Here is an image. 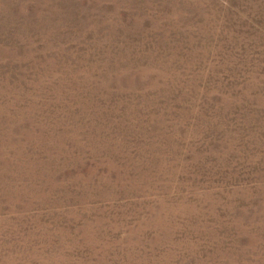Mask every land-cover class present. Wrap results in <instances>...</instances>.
I'll return each mask as SVG.
<instances>
[{
  "label": "rangeland",
  "instance_id": "rangeland-1",
  "mask_svg": "<svg viewBox=\"0 0 264 264\" xmlns=\"http://www.w3.org/2000/svg\"><path fill=\"white\" fill-rule=\"evenodd\" d=\"M0 264H264V0H0Z\"/></svg>",
  "mask_w": 264,
  "mask_h": 264
}]
</instances>
